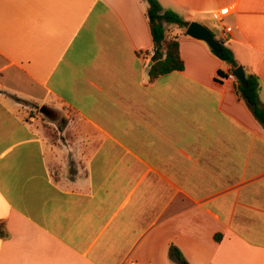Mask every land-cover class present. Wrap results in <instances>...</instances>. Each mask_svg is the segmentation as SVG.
Segmentation results:
<instances>
[{
    "label": "crops",
    "instance_id": "obj_1",
    "mask_svg": "<svg viewBox=\"0 0 264 264\" xmlns=\"http://www.w3.org/2000/svg\"><path fill=\"white\" fill-rule=\"evenodd\" d=\"M159 2L222 40L264 106V0ZM147 9L0 0V264H182L172 245L188 264H264V125L177 24L184 69L152 80ZM30 105L54 111L53 136Z\"/></svg>",
    "mask_w": 264,
    "mask_h": 264
},
{
    "label": "trees",
    "instance_id": "obj_2",
    "mask_svg": "<svg viewBox=\"0 0 264 264\" xmlns=\"http://www.w3.org/2000/svg\"><path fill=\"white\" fill-rule=\"evenodd\" d=\"M146 1L148 2L147 16L154 40V63L149 68V75L153 80L159 75L184 69V62L179 52L178 40L176 38H167L166 25L177 24L180 27L186 28L189 22L184 20L177 12L171 9H164L159 0ZM220 41L222 42V48L220 50L211 48V50L219 58L230 63L234 69L241 66L236 61L233 51L222 40ZM219 73L222 72L219 71ZM245 76V81L236 78V92L246 102L254 116L264 125V106L259 101V77L256 74L247 72H245ZM17 99L20 102L30 104L25 100ZM7 236L6 224L4 221H0V237L5 238ZM216 239H220V237L216 236ZM170 253L172 256L177 257L182 264H188L177 247L172 245L170 247Z\"/></svg>",
    "mask_w": 264,
    "mask_h": 264
},
{
    "label": "water",
    "instance_id": "obj_3",
    "mask_svg": "<svg viewBox=\"0 0 264 264\" xmlns=\"http://www.w3.org/2000/svg\"><path fill=\"white\" fill-rule=\"evenodd\" d=\"M186 33L194 38L206 41L214 50H220L222 48V42L218 40L205 25L198 21L190 22L186 27ZM234 74L239 80L245 81L246 76L242 66L235 68ZM41 111L46 113L49 112V110H46L44 107L41 109Z\"/></svg>",
    "mask_w": 264,
    "mask_h": 264
},
{
    "label": "rangeland",
    "instance_id": "obj_4",
    "mask_svg": "<svg viewBox=\"0 0 264 264\" xmlns=\"http://www.w3.org/2000/svg\"><path fill=\"white\" fill-rule=\"evenodd\" d=\"M28 115L36 116L39 120V123L46 128L47 133L52 136L55 134L56 128L53 127V125L50 123V121L55 118L56 114H54V111H52V114L50 116H47V114H43V112L38 108H32V106L30 105L28 108ZM53 130L55 131L53 132Z\"/></svg>",
    "mask_w": 264,
    "mask_h": 264
},
{
    "label": "built area",
    "instance_id": "obj_5",
    "mask_svg": "<svg viewBox=\"0 0 264 264\" xmlns=\"http://www.w3.org/2000/svg\"><path fill=\"white\" fill-rule=\"evenodd\" d=\"M230 32H231V27L228 26V27L225 28V30L223 32V35H226L227 33H230ZM227 78H229V79H236V76H235L234 72H231V73H229L227 75Z\"/></svg>",
    "mask_w": 264,
    "mask_h": 264
},
{
    "label": "flooded vegetation",
    "instance_id": "obj_6",
    "mask_svg": "<svg viewBox=\"0 0 264 264\" xmlns=\"http://www.w3.org/2000/svg\"><path fill=\"white\" fill-rule=\"evenodd\" d=\"M43 114H47V116H50V114H51V113H50V112H48V113H46V112H43Z\"/></svg>",
    "mask_w": 264,
    "mask_h": 264
}]
</instances>
